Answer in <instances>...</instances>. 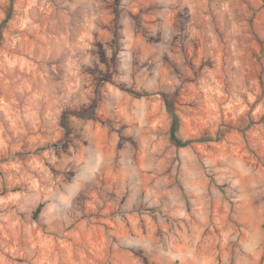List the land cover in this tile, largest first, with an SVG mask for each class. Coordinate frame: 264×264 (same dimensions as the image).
I'll list each match as a JSON object with an SVG mask.
<instances>
[{"label":"rangeland","instance_id":"374dc122","mask_svg":"<svg viewBox=\"0 0 264 264\" xmlns=\"http://www.w3.org/2000/svg\"><path fill=\"white\" fill-rule=\"evenodd\" d=\"M0 264H264V0H0Z\"/></svg>","mask_w":264,"mask_h":264},{"label":"trees","instance_id":"16d2710c","mask_svg":"<svg viewBox=\"0 0 264 264\" xmlns=\"http://www.w3.org/2000/svg\"><path fill=\"white\" fill-rule=\"evenodd\" d=\"M163 98L165 100L166 107L172 116V123H171V129H170L171 141L178 147L189 145L191 143V140H183L178 134L179 128L181 126V120H180V115L176 111L175 106L172 102V98L167 93H163ZM71 113L76 114V115L86 116V117L92 115L88 111H82V112L72 111ZM63 120L64 121L66 120L65 116L63 117ZM65 125L67 127L66 122H65ZM43 206H44V203H41L38 206L36 212L37 213L40 212ZM144 259L146 261V258Z\"/></svg>","mask_w":264,"mask_h":264},{"label":"crops","instance_id":"0c3cea01","mask_svg":"<svg viewBox=\"0 0 264 264\" xmlns=\"http://www.w3.org/2000/svg\"><path fill=\"white\" fill-rule=\"evenodd\" d=\"M125 211H126L125 214H128L132 218V220H133L132 225L141 231L142 237H145L146 236L145 231H149L150 228H152V225L153 224L150 223V222H139V220L134 215V212L132 211V206H130V204H126L125 205ZM110 221L113 224L115 223L117 225L116 220H110ZM179 251L181 252L182 251V248H179ZM193 256H194V253H193Z\"/></svg>","mask_w":264,"mask_h":264}]
</instances>
